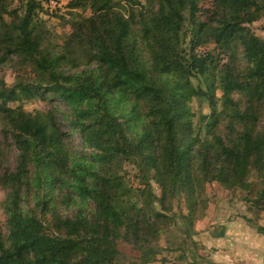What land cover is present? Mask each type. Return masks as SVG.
<instances>
[{"label":"trees","instance_id":"trees-1","mask_svg":"<svg viewBox=\"0 0 264 264\" xmlns=\"http://www.w3.org/2000/svg\"><path fill=\"white\" fill-rule=\"evenodd\" d=\"M122 1L69 0L91 13L55 47L38 1L9 11L0 0V61L14 56L34 72L19 85L24 97L50 95L69 111L66 132L53 112L8 106L19 92L0 82L2 132L16 149L14 166L0 173V264H128L119 240L137 253L135 264H149L178 220L195 247L191 229L212 182L244 193L240 217L264 233V187L250 180H264V41L249 28L264 17V0H211L207 8L203 0H124L125 12ZM210 43L216 53L196 52ZM193 97L210 109L204 134ZM73 133L88 152L70 150ZM123 161L135 164L140 186L120 173ZM175 200L186 213L173 210Z\"/></svg>","mask_w":264,"mask_h":264},{"label":"rangeland","instance_id":"rangeland-1","mask_svg":"<svg viewBox=\"0 0 264 264\" xmlns=\"http://www.w3.org/2000/svg\"><path fill=\"white\" fill-rule=\"evenodd\" d=\"M7 10L20 9L24 0H2ZM40 3V8L38 10L39 19H41L42 24L48 31L45 35L52 46H61L66 36L71 31V22L79 18L80 16H88L91 12L89 10H83L80 8L70 9L68 7L69 0H36ZM211 0H203L199 4L204 8L210 7ZM119 9L123 12L128 9L125 6V1L121 2ZM125 6V7H124ZM198 15L205 18L200 12ZM250 30L259 38L264 41V17H261L257 21L249 25ZM188 38L185 39L184 48L188 50V45H186ZM215 50L213 43L200 46L196 48V52H206ZM222 58V56L220 57ZM223 59V58H222ZM68 67H66V70ZM82 69L80 67L78 70ZM35 80V74L29 66L20 63V60L14 56L8 57L5 61H0V82L7 88H14L17 97L13 100L7 101L10 107H22L25 111L34 113L36 111L41 112H53L58 118H61L60 126L61 128L68 132V125L63 119L67 116L69 111L68 108L56 101H51V96L49 95L45 99L39 97L26 98L19 91V85H27ZM193 84L197 85V80H192ZM205 88L204 85H202ZM216 95L221 98V91L216 90ZM189 106L191 112L194 114V122L196 125H200L202 133L204 134V125L207 121L206 117L210 113L205 99L193 97L189 101ZM221 109V102L218 101V110ZM68 145L71 151L78 153H85L89 150L82 148L80 139L77 133H73L68 139ZM16 149L10 143L8 139L5 138L2 132V122L0 121V173L3 168H12L15 164ZM120 173L125 176L126 181L133 187L140 186V178L137 167L131 161H123L120 167ZM250 180L256 182L259 187H264V180H259L255 177L254 173L250 176ZM154 191L159 194L160 190L156 183H153ZM7 195L6 188L0 185V232L6 234V216L3 210V202L5 201ZM244 193L240 191H230L226 188L220 186L216 182L205 184L204 194L202 201L200 202L199 209L196 213V218L193 223V228L191 229V240H195L196 246L193 247L190 241L184 238V233H182L181 228L183 227V221L178 220V225L181 227L177 229L176 227H171L165 235H162L159 239V246L161 248L160 253L157 256L155 262L149 264H190L192 261V255H196L194 259L198 264H207L209 261V253L207 247L203 244L204 234H223L226 230V220H232L239 218L240 213L246 212V206L242 200ZM31 198V197H29ZM32 199V198H31ZM30 206L33 205V200L29 202ZM173 210L182 213H186V207L184 201L175 200L173 203ZM66 214H71V211H67ZM47 219V218H46ZM262 226H264V212L258 220ZM248 225V223H247ZM249 226V225H248ZM255 229L253 227H250ZM186 240L185 254L184 257L180 256L179 246ZM118 249L130 258L128 264H135L136 260H133L132 255L137 253L133 252L131 246L119 240L117 242ZM132 262V263H131Z\"/></svg>","mask_w":264,"mask_h":264},{"label":"crops","instance_id":"crops-1","mask_svg":"<svg viewBox=\"0 0 264 264\" xmlns=\"http://www.w3.org/2000/svg\"><path fill=\"white\" fill-rule=\"evenodd\" d=\"M223 234H204L203 244L213 264H264V233L241 218L226 220Z\"/></svg>","mask_w":264,"mask_h":264}]
</instances>
